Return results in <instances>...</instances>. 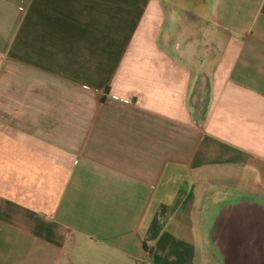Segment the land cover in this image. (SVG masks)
<instances>
[{"label": "crops", "instance_id": "crops-1", "mask_svg": "<svg viewBox=\"0 0 264 264\" xmlns=\"http://www.w3.org/2000/svg\"><path fill=\"white\" fill-rule=\"evenodd\" d=\"M206 255L264 264V0H0V264Z\"/></svg>", "mask_w": 264, "mask_h": 264}, {"label": "rangeland", "instance_id": "rangeland-1", "mask_svg": "<svg viewBox=\"0 0 264 264\" xmlns=\"http://www.w3.org/2000/svg\"><path fill=\"white\" fill-rule=\"evenodd\" d=\"M202 258L204 259V263L202 264H219V262H221L219 259L216 260L214 258L211 257L210 261H209V256L206 255V256H202Z\"/></svg>", "mask_w": 264, "mask_h": 264}, {"label": "bare ground", "instance_id": "bare-ground-1", "mask_svg": "<svg viewBox=\"0 0 264 264\" xmlns=\"http://www.w3.org/2000/svg\"><path fill=\"white\" fill-rule=\"evenodd\" d=\"M220 191V190H219ZM208 215V214H207ZM208 225V224H207ZM208 228V227H207ZM207 232V231H206ZM204 233V232H203ZM205 234V233H204ZM208 239V238H207ZM206 240V239H205ZM210 246V245H209ZM208 250V249H207ZM221 260V259H220Z\"/></svg>", "mask_w": 264, "mask_h": 264}, {"label": "built area", "instance_id": "built-area-1", "mask_svg": "<svg viewBox=\"0 0 264 264\" xmlns=\"http://www.w3.org/2000/svg\"><path fill=\"white\" fill-rule=\"evenodd\" d=\"M199 123V122H198Z\"/></svg>", "mask_w": 264, "mask_h": 264}]
</instances>
